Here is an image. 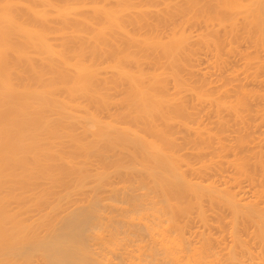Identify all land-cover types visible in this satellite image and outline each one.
<instances>
[{
    "label": "bare ground",
    "instance_id": "6f19581e",
    "mask_svg": "<svg viewBox=\"0 0 264 264\" xmlns=\"http://www.w3.org/2000/svg\"><path fill=\"white\" fill-rule=\"evenodd\" d=\"M0 264H264V0H0Z\"/></svg>",
    "mask_w": 264,
    "mask_h": 264
}]
</instances>
